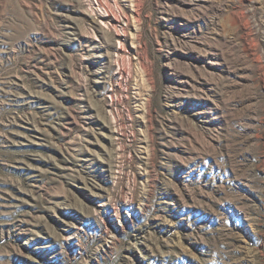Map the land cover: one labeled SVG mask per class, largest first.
Wrapping results in <instances>:
<instances>
[{"label": "rangeland", "instance_id": "rangeland-1", "mask_svg": "<svg viewBox=\"0 0 264 264\" xmlns=\"http://www.w3.org/2000/svg\"><path fill=\"white\" fill-rule=\"evenodd\" d=\"M0 264H264V0H0Z\"/></svg>", "mask_w": 264, "mask_h": 264}]
</instances>
